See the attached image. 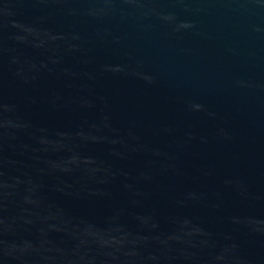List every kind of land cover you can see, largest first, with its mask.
Masks as SVG:
<instances>
[{"label": "water", "instance_id": "obj_1", "mask_svg": "<svg viewBox=\"0 0 264 264\" xmlns=\"http://www.w3.org/2000/svg\"><path fill=\"white\" fill-rule=\"evenodd\" d=\"M0 264H264V0H0Z\"/></svg>", "mask_w": 264, "mask_h": 264}]
</instances>
